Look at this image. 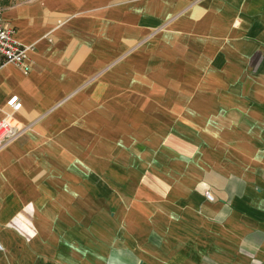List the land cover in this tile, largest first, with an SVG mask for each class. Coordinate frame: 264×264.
Instances as JSON below:
<instances>
[{"label":"crops","instance_id":"1","mask_svg":"<svg viewBox=\"0 0 264 264\" xmlns=\"http://www.w3.org/2000/svg\"><path fill=\"white\" fill-rule=\"evenodd\" d=\"M0 13V264H264V0Z\"/></svg>","mask_w":264,"mask_h":264},{"label":"built area","instance_id":"2","mask_svg":"<svg viewBox=\"0 0 264 264\" xmlns=\"http://www.w3.org/2000/svg\"><path fill=\"white\" fill-rule=\"evenodd\" d=\"M29 49L26 46L21 45L14 39V30L5 25L1 13H0V64H12L19 68L24 74H28L31 71V65L29 62ZM7 107L12 112H18L22 103L18 96H11L7 102ZM11 113L5 114L0 120V146L14 140L21 128ZM205 198L208 201H212L214 198L209 193H205ZM3 251L0 245V252Z\"/></svg>","mask_w":264,"mask_h":264},{"label":"trees","instance_id":"3","mask_svg":"<svg viewBox=\"0 0 264 264\" xmlns=\"http://www.w3.org/2000/svg\"><path fill=\"white\" fill-rule=\"evenodd\" d=\"M12 3H11V0H0V8H4V7H7V6H10Z\"/></svg>","mask_w":264,"mask_h":264},{"label":"rangeland","instance_id":"4","mask_svg":"<svg viewBox=\"0 0 264 264\" xmlns=\"http://www.w3.org/2000/svg\"><path fill=\"white\" fill-rule=\"evenodd\" d=\"M19 1H24V0H11V3L14 4V3L19 2ZM12 4H11V5H12ZM1 10H2V9L0 8V11H1ZM206 192H208V191H205V192H204V196H205V193H206Z\"/></svg>","mask_w":264,"mask_h":264}]
</instances>
